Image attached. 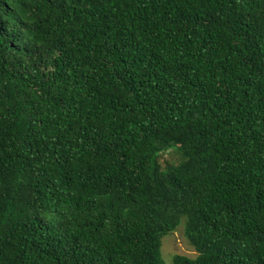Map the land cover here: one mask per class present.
<instances>
[{
  "label": "trees",
  "instance_id": "16d2710c",
  "mask_svg": "<svg viewBox=\"0 0 264 264\" xmlns=\"http://www.w3.org/2000/svg\"><path fill=\"white\" fill-rule=\"evenodd\" d=\"M183 221L173 264H264V0H0V264H165Z\"/></svg>",
  "mask_w": 264,
  "mask_h": 264
},
{
  "label": "rangeland",
  "instance_id": "374dc122",
  "mask_svg": "<svg viewBox=\"0 0 264 264\" xmlns=\"http://www.w3.org/2000/svg\"><path fill=\"white\" fill-rule=\"evenodd\" d=\"M178 161L179 156L174 150L168 151L161 156L163 165L175 164ZM161 253L165 264H173V258L176 255H184L190 258L197 256V252L186 238L184 221L175 231L163 237Z\"/></svg>",
  "mask_w": 264,
  "mask_h": 264
}]
</instances>
